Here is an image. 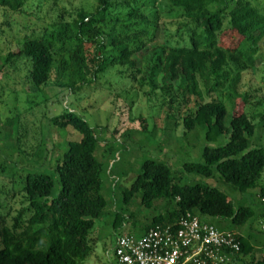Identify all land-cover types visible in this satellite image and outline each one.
Here are the masks:
<instances>
[{"label": "trees", "instance_id": "trees-1", "mask_svg": "<svg viewBox=\"0 0 264 264\" xmlns=\"http://www.w3.org/2000/svg\"><path fill=\"white\" fill-rule=\"evenodd\" d=\"M28 1L0 0V6L23 12ZM159 1L162 0H122L120 6L129 11L128 18L121 21L112 15L119 0H98L94 10H80L69 20L62 18L47 26L41 35L26 37L19 52H9L4 61L9 63L19 56L26 59L31 85L41 88L54 84L78 91L95 83L100 74L113 66L137 67L135 56L148 42L144 37L149 41L154 39L147 27L157 24ZM166 1L182 9L195 28L190 45L163 47L154 54L152 69L160 67L162 75L171 82L182 80L181 98L176 99L175 93H170L171 107L177 100L187 103L194 98V106L183 117L188 131L202 125L206 127L208 141H216L225 134L230 136L223 145L205 146L201 154L203 162H187L184 169L205 176L217 172L241 191L259 187L263 200L264 146L250 148L255 124L244 111L247 95L236 91L238 74L230 87L234 99H241L242 103L234 108L229 125L225 123V103L218 99L204 102L201 84L209 90L222 89L229 79L228 69H246L257 64V48L253 43L264 31V13L254 0H235L232 7L231 0ZM148 8L153 12H146ZM152 17L155 20L151 25L148 22ZM137 19L143 22L142 26ZM171 85L166 88L172 89ZM51 121L61 128L73 127L82 137L69 142L57 166L61 189L49 203L45 199L52 193V177L47 173H29L25 178L30 215L22 224L26 210H21L13 229L4 231L0 264H84L93 251L91 231L107 205L101 193V165L96 157L99 140L94 129L76 112L56 115ZM135 192H141L147 207L157 198L177 201L176 210L166 218L158 217L152 225L176 223L188 212L231 219L236 225L245 224L254 215L248 206L236 208L229 196L217 187L178 184L168 165L152 159L143 163L141 173L127 190L129 195ZM238 238L241 250L235 254L236 259L254 248L249 243L251 236L238 235ZM258 264H264V258Z\"/></svg>", "mask_w": 264, "mask_h": 264}, {"label": "rangeland", "instance_id": "rangeland-1", "mask_svg": "<svg viewBox=\"0 0 264 264\" xmlns=\"http://www.w3.org/2000/svg\"><path fill=\"white\" fill-rule=\"evenodd\" d=\"M121 1L114 5L112 15L123 21L128 18L129 10L120 6ZM159 2L157 24L147 27L154 39L149 41L144 37L148 42L135 56L137 67L113 66L100 74L95 83L78 91L54 84L41 88L31 85L27 60L19 56L6 63L4 57L11 51L18 53L26 37L41 35L54 22L62 18L69 20L80 10H94L98 0H30L23 12L0 6V241L6 229H13L21 210H26L22 224L30 215L24 190L29 173H47L52 177L54 185L46 203L58 195L61 183L57 166L69 142L80 140L82 135L71 126L58 127L51 118L73 111L88 122L98 137L96 157L101 165V193L107 201L91 231L93 251L84 264H115L114 251L121 234L140 237L158 217L166 218L177 209V201L173 199L157 198L147 207L141 192L127 193L141 173L143 163L150 159L168 165L180 185L201 183L217 187L236 208H252L253 217L243 225L201 214L200 218L221 230L234 231L246 238L251 236L249 243L253 250L227 264H258L264 258V203L260 188L241 191L217 172L205 176L184 169L187 162H203L201 154L205 146L223 145L230 136L225 134L216 141H208L205 126L197 125L189 131L185 128L183 117L194 106L193 97L187 103L177 100L170 106L171 92L176 99L182 96L183 89H179L182 80L171 82L162 75L160 67L153 71L152 57L163 47L190 45L195 24L188 22L182 9L166 0ZM253 3L264 13V0ZM235 4V0L230 1L231 7ZM146 12L153 11L148 8ZM154 20L152 17L148 24L152 25ZM137 22L143 25L140 19ZM228 26L226 23L225 27ZM253 45L257 48L255 66L228 69L229 79L222 89L209 90L201 84L204 102L218 99L225 103V123L229 125L234 108L242 103L241 99H234L230 87L238 74L236 91L247 95L244 111L255 124L250 148L264 146V31ZM168 85L172 89L166 88ZM261 184L264 185V174Z\"/></svg>", "mask_w": 264, "mask_h": 264}, {"label": "built area", "instance_id": "built-area-1", "mask_svg": "<svg viewBox=\"0 0 264 264\" xmlns=\"http://www.w3.org/2000/svg\"><path fill=\"white\" fill-rule=\"evenodd\" d=\"M179 219L152 225L140 237L121 234L115 264H227L240 252L237 232L221 230L197 213L188 212Z\"/></svg>", "mask_w": 264, "mask_h": 264}]
</instances>
